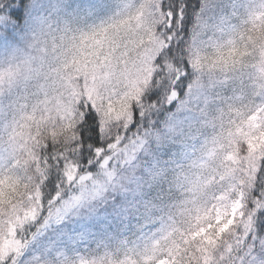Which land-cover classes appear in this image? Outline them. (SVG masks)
I'll list each match as a JSON object with an SVG mask.
<instances>
[{
	"label": "snow or ice",
	"instance_id": "obj_1",
	"mask_svg": "<svg viewBox=\"0 0 264 264\" xmlns=\"http://www.w3.org/2000/svg\"><path fill=\"white\" fill-rule=\"evenodd\" d=\"M30 6L41 7L39 0H0L7 53L0 59V264H21L25 230L43 210L38 184L53 150L62 164L64 146H81L78 129L96 119L93 112L105 128L127 129L147 91L170 81L169 99H176L189 67L232 96H222L180 218L122 264H216L226 234L236 245L247 241L264 213V5L238 26L201 15L191 43L181 35L186 0H101L63 18L54 8L19 38ZM79 171L67 166L69 185Z\"/></svg>",
	"mask_w": 264,
	"mask_h": 264
},
{
	"label": "rangeland",
	"instance_id": "obj_2",
	"mask_svg": "<svg viewBox=\"0 0 264 264\" xmlns=\"http://www.w3.org/2000/svg\"><path fill=\"white\" fill-rule=\"evenodd\" d=\"M39 2L37 16L52 14L55 8L57 15L63 18L101 0ZM220 3L223 12L219 16L208 14L209 23L221 25L229 21L231 26H238L250 11L264 5V0H220ZM103 18V12L97 14V19ZM0 52L6 50L0 48ZM198 78L200 84L195 85L198 91L193 98L200 102L194 101V108L200 107L204 112L193 117L192 129L181 133L179 144L167 143L160 147L158 157L146 159L143 156L137 178L132 180L134 183L121 185L131 206L120 214L99 213L93 200L100 192L97 188L98 193L91 198L68 204L60 215L44 222L21 264H80L82 260L111 262L136 257L180 218L193 169L213 134L214 120L223 108L222 96H232L231 91L221 93L213 77L198 74ZM251 257L247 264H264V250Z\"/></svg>",
	"mask_w": 264,
	"mask_h": 264
},
{
	"label": "trees",
	"instance_id": "obj_3",
	"mask_svg": "<svg viewBox=\"0 0 264 264\" xmlns=\"http://www.w3.org/2000/svg\"><path fill=\"white\" fill-rule=\"evenodd\" d=\"M166 2L171 3V0ZM186 2L189 7L186 10L185 20L181 22L184 24L181 35L184 40L191 43L198 17L203 15L204 19L210 22L208 14L219 16L223 12V6L220 0H186ZM36 17L37 9L30 6L24 13L21 22L23 29L19 33V38L28 34L27 30ZM11 22L16 23L14 19H11ZM189 72L190 75L183 77V83L176 89L178 95L174 100L169 99L174 87L173 82H166L147 91L145 106L137 107L135 122L127 129L121 125L105 128L100 117L93 112L91 115L96 119L78 129L77 142L81 146H75L72 141H68L64 146L65 160L62 164H57L55 159L59 149L53 150L51 163L44 170L38 184L43 210L25 230L26 243L20 257L21 262L28 246L46 220L60 215L62 210L74 201L91 198V195L98 193L97 188L100 192L93 200L99 213L120 214L131 206L121 185L134 183L132 180L137 178L143 156L146 159L158 157L160 147L167 143L179 144L178 138L181 133L186 134V131L192 129L190 123L193 117L196 118L204 112L200 107L194 108V101L200 102L193 98L194 93L198 91L195 85L200 84L198 73L191 71L190 67ZM214 106L215 103L213 108ZM184 120L186 123L182 124ZM117 139L119 144L112 148L111 145L115 144ZM101 148L106 150L104 157L97 155ZM71 164L77 165L80 171L77 179L69 185L66 172L67 166ZM235 240L236 236L226 234L225 242L214 256L216 264H247L252 258L251 255L263 252L264 213L254 218L253 228L247 241L236 245ZM228 244L233 245L231 253L227 252ZM221 256L224 257L223 260L220 259Z\"/></svg>",
	"mask_w": 264,
	"mask_h": 264
},
{
	"label": "clouds",
	"instance_id": "obj_4",
	"mask_svg": "<svg viewBox=\"0 0 264 264\" xmlns=\"http://www.w3.org/2000/svg\"><path fill=\"white\" fill-rule=\"evenodd\" d=\"M6 55H7L6 52H0V59L5 58ZM126 260H127V258H126V259H123V260H121V261H111V262L107 261V264H122V262H124V261H126Z\"/></svg>",
	"mask_w": 264,
	"mask_h": 264
}]
</instances>
